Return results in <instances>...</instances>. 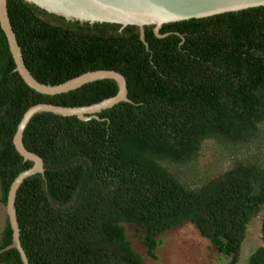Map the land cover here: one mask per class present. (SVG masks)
<instances>
[{
    "label": "trees",
    "instance_id": "1",
    "mask_svg": "<svg viewBox=\"0 0 264 264\" xmlns=\"http://www.w3.org/2000/svg\"><path fill=\"white\" fill-rule=\"evenodd\" d=\"M8 16L24 63L41 84L58 86L84 74L116 71L130 102L81 121L40 113L23 145L44 161L27 178L15 207L30 264H145L160 236L194 225L227 264H238L249 226L261 241L248 264H264V7L155 27L67 21L24 0H8ZM0 27V186L2 202L32 169L14 138L26 112L40 104L88 107L114 98L102 80L55 96L31 89ZM208 147L227 169L200 174ZM10 221L0 264H24L10 249Z\"/></svg>",
    "mask_w": 264,
    "mask_h": 264
},
{
    "label": "water",
    "instance_id": "2",
    "mask_svg": "<svg viewBox=\"0 0 264 264\" xmlns=\"http://www.w3.org/2000/svg\"><path fill=\"white\" fill-rule=\"evenodd\" d=\"M41 9L64 17L67 21L81 23L119 24L123 28L137 26L144 41L145 27L154 26L158 38H163L160 30L164 25L205 19L221 14L240 12L252 8L264 7V0H24ZM8 0H0V27L4 32L10 52L16 64V72L24 82L40 94L55 96L78 90L83 86L102 80H114L119 92L114 98L88 107L65 108L50 104H40L30 108L18 126L14 138L17 151L25 159L34 163L32 169L22 173L11 186L7 214L13 230V243L8 250L17 249L24 264H30L20 242V230L17 222L15 201L17 191L23 182L34 175L44 174V161L30 153L23 145V135L34 116L40 113H52L63 117H78L81 121L98 119L97 115L122 102H130L128 87L123 75L116 71H96L84 74L58 86L39 83L27 69L22 50L13 31L7 9Z\"/></svg>",
    "mask_w": 264,
    "mask_h": 264
},
{
    "label": "rangeland",
    "instance_id": "3",
    "mask_svg": "<svg viewBox=\"0 0 264 264\" xmlns=\"http://www.w3.org/2000/svg\"><path fill=\"white\" fill-rule=\"evenodd\" d=\"M228 163L225 160L218 162L215 153L206 147L200 164L199 173L203 176H217L227 169ZM223 169V170H222ZM1 187V186H0ZM0 189V240L2 232L7 224V209L2 199ZM127 235L133 241L135 250L145 259V264H227L228 259L220 256L211 243L202 238L197 228L187 223L181 227L159 237L161 244L156 252L157 261L147 256L146 248L140 236H137L135 225H127ZM262 245L261 223L256 219L248 230L247 239L243 245L242 255L238 264H248L253 252Z\"/></svg>",
    "mask_w": 264,
    "mask_h": 264
},
{
    "label": "clouds",
    "instance_id": "4",
    "mask_svg": "<svg viewBox=\"0 0 264 264\" xmlns=\"http://www.w3.org/2000/svg\"><path fill=\"white\" fill-rule=\"evenodd\" d=\"M0 189H1V187H0ZM1 195H2V193H1ZM1 203H3V202H2V199H1ZM4 206H6V209H7V204H5ZM7 221H9L8 214H7ZM5 228H6V226H5ZM5 228H4V229H5Z\"/></svg>",
    "mask_w": 264,
    "mask_h": 264
}]
</instances>
